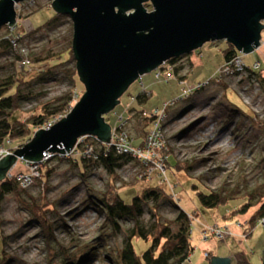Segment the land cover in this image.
Segmentation results:
<instances>
[{"label": "rangeland", "instance_id": "1", "mask_svg": "<svg viewBox=\"0 0 264 264\" xmlns=\"http://www.w3.org/2000/svg\"><path fill=\"white\" fill-rule=\"evenodd\" d=\"M51 3L52 0L24 2L17 11L19 13L17 21L22 25L21 31L30 32L22 42L26 43L32 55L57 51L66 44L67 39H72V22L68 15H63L64 17L55 26L45 25L46 21L55 14ZM148 9L150 10L151 7ZM5 28L3 26L0 33L5 32ZM226 46L225 40L204 42L187 54L191 63L186 61L185 55L178 59L176 65L184 67L185 72L181 70L176 74L173 70L172 77L168 80L164 76L157 78L156 69L142 74L129 84L119 97V103L104 114L105 120L114 127L129 117L126 129L132 137H135L134 144H139V136L143 134L144 129L150 127V123L144 124L143 121H138L137 112L160 109L165 102L179 98L183 87L210 80L216 67L224 62L222 50ZM240 57L249 66L259 61L260 69L264 74V29L261 31L259 47L249 53L240 52ZM1 61L9 70L13 57L11 54H5L1 57ZM75 63L74 60L65 66L73 68ZM40 66L42 67V65L31 66L29 63L28 66L22 65V68L28 71L32 68L31 71L36 73ZM55 70L53 72L55 76L41 85L45 93L39 98L41 101L59 95L69 88L67 79L60 78L63 75L61 67H56ZM178 75L183 76L181 80ZM84 90V84L78 77L67 110L53 118L58 121L64 117L79 100ZM144 92L147 96L140 101L137 95ZM35 105V100L24 101L21 109L12 112L10 120L21 118ZM128 108H133L136 114L130 113ZM165 128L167 151L163 152L171 153L178 161H187L191 164L193 168L189 172L171 166L165 161L164 175L154 171L150 177H140L138 171L142 170L141 165L130 160L117 168V178L114 180L102 166L91 165L86 173L82 174L77 166L71 164L70 159L59 158L48 161L47 165L52 167L46 182L48 190H43L42 181L37 179L28 191L34 197L45 196L57 201L59 216L66 220L69 227L59 226L57 229L56 235L62 245L69 246L74 242L71 241L72 238L84 245L96 239L107 226L104 213H99L90 206L81 208L89 198V189H92L94 195L98 197L111 183H114L122 197L129 200L136 190L141 189L144 181L151 179L155 183H160L191 215V242L194 250L182 264H210L213 255L229 257L230 264H237V258L246 260V264H262L264 227L258 223L250 235L246 236L243 233L242 224L250 217L254 208L240 214H231L233 208L243 202L242 197L217 206L205 207L200 203L193 187L196 183L199 188L218 189L222 185L233 186L238 182H247L251 186L264 176V89L259 77L243 74L194 92L187 99L180 100L169 108ZM170 161L173 159L170 158ZM13 168L15 171L28 170L26 163L21 160ZM42 170L43 176L44 170ZM159 211L164 217H174L177 208L173 202L168 201L162 204ZM225 213L230 214L223 217ZM0 217L3 220L0 232L7 243L4 248L10 256L7 264H49L48 251L39 225L30 220L29 211L12 193L6 195ZM54 217L60 219L58 216ZM149 218V210L145 207L143 219L147 222ZM215 223L227 227L226 230L230 233L221 237L204 238L202 233L204 226ZM132 224L133 221L130 219L122 221L123 231L115 237H107V244L111 247L120 246L125 229ZM68 229L69 232L66 231ZM141 246L144 245L141 243ZM137 247H140V243ZM52 251L57 253V258H54L56 261L53 263L65 264L61 259L62 254H59L62 251L60 247L56 245ZM104 259V257H95L85 264H111Z\"/></svg>", "mask_w": 264, "mask_h": 264}, {"label": "trees", "instance_id": "2", "mask_svg": "<svg viewBox=\"0 0 264 264\" xmlns=\"http://www.w3.org/2000/svg\"><path fill=\"white\" fill-rule=\"evenodd\" d=\"M145 5L151 7L149 2H146ZM17 15L19 17V13ZM62 17L64 16L55 13L46 21L45 25L55 26ZM5 27V32L0 33V147L13 150L28 142L34 131L42 128L48 120L67 110L73 97V89L76 87L78 74L76 64L72 66L73 68L65 66L75 60L71 38L67 39L66 44L57 51L40 52L32 55L27 49L26 57L29 59L31 66L42 65V67L40 66V69H42L35 73L31 71L32 68L30 71L22 68L21 62L24 56L19 52L18 47H15L12 43V39H16L20 45L28 48L22 40L30 35V32L21 31L22 25L19 21L12 27ZM222 52L224 61H229L240 54L231 43H227ZM5 54H11L13 57L12 66L9 70L1 61V57ZM179 58H171L169 63L175 64ZM56 67H61L63 75L60 78L61 80L67 79L69 88L59 95L41 101L39 98L45 95L41 85L55 76L53 72L56 71ZM181 68V65H176L173 70L177 74ZM249 75L259 77L264 89V74L261 69L252 71ZM182 77L178 75V78L181 79ZM146 96V92L139 93L137 98L141 101ZM31 100H35L36 105L21 118L11 121L12 112L21 109L24 101ZM128 111L130 113L135 112L133 108H128ZM142 112L143 110L137 112V120L143 121L144 124L149 122L151 125L153 118L143 116ZM128 119L129 117L126 119V124ZM147 130L144 129L141 135L142 139ZM87 144L92 145L91 155H85L82 152H77L69 158L55 155L48 161L59 158L61 160L70 159L71 164L77 166L82 174H85L87 168L91 165L102 166L110 176H113L114 180L117 178L116 170L122 164L130 160L138 162L130 153H120L114 146L101 143L91 136L84 139L82 147V144H80L81 151L84 149V145ZM164 154H166L165 161L167 164L176 168H183L188 172L192 170L193 166L187 161H178L171 153L165 152ZM170 158L173 161H170ZM48 161L41 166V170L45 166L44 171L42 170L44 175H40L38 178L43 183V190H48L46 182L52 170V167L47 165ZM138 165H140L139 162ZM143 178L145 179V177ZM144 182L141 189L136 190L129 200L122 197L121 192L114 186V183H111L98 197L94 195L92 189H89V198L81 208H89L90 206L95 211L104 213L107 226L96 239L84 245L73 238L71 241L74 242L69 246L62 245L56 235L57 229L59 226L69 227L66 220L59 216L57 201L50 200L45 196L42 198L34 197L29 193V187L22 188L14 177H6L0 180V213L6 195L12 193L21 205L29 211L30 220L39 225V230L48 251L49 264H54L53 262L56 261L54 258H57V253L52 251L56 245L62 250L59 254H62L61 259L65 264H85L95 257H104V260L111 264H182L194 250L191 242V217L160 183H155L151 179ZM193 187L200 203L205 207L217 206L238 197H242L243 202L235 206L230 212L231 214H240L253 207L254 211L242 224L244 227L243 233L246 236L251 234L259 219L264 217V176L256 180L251 186L247 182H238L233 186L222 185L218 189L199 188L196 183L193 184ZM168 201L173 202L177 208L174 217H164L159 211L162 204ZM145 207L150 213L147 222L143 219ZM230 213H225L222 216L227 217ZM54 216H58L60 219ZM126 219L133 221L132 226L125 229L120 246L114 245L111 247L107 244V237H115L123 231L121 223ZM2 221L0 217V231ZM108 228L109 230L106 231ZM66 231L69 232V229ZM138 243L142 247L141 250L140 247H137ZM141 243L144 246H141ZM6 244L5 237L0 232V264H7L10 260V256L4 248ZM236 262L237 264L247 263L246 260L240 258H237Z\"/></svg>", "mask_w": 264, "mask_h": 264}, {"label": "water", "instance_id": "3", "mask_svg": "<svg viewBox=\"0 0 264 264\" xmlns=\"http://www.w3.org/2000/svg\"><path fill=\"white\" fill-rule=\"evenodd\" d=\"M22 1L0 0V29L17 23L16 4ZM51 5L71 19L85 90L64 117L0 157V180L19 159L38 162L45 150L71 151L81 137L110 142L112 127L104 114L132 81L209 40L252 52L264 29V0H52ZM210 264H230V258L213 255Z\"/></svg>", "mask_w": 264, "mask_h": 264}, {"label": "built area", "instance_id": "4", "mask_svg": "<svg viewBox=\"0 0 264 264\" xmlns=\"http://www.w3.org/2000/svg\"><path fill=\"white\" fill-rule=\"evenodd\" d=\"M32 1L33 0H24L22 2L17 3L16 11H19L20 5L22 3L32 2ZM12 43L15 47H18L19 52H21L24 56L21 62L22 65L28 66L30 62L29 59L26 57L27 48L25 46L20 45L16 39H12ZM175 66L176 63L170 64L169 61L164 62L161 66L156 68V73H155L156 77L160 78L161 76H164L166 80L170 79L172 77L173 67ZM260 66L261 64L259 61H255L251 66L246 65L242 61L240 54H238L235 57H233L231 60L224 61L222 65L216 67L215 72L210 80L199 82L197 84H189L186 87H183L182 93L179 98L170 102H165L163 107L160 109H154L148 112L143 111L142 115L152 117L153 121L151 122V125L146 131V133L144 134V137L140 144L137 145L134 144L133 138L131 137L130 133L127 131L125 127L126 120L118 123L112 128L110 142L104 144H107L109 146H114L118 152L130 153L133 156V158H136V160L139 162L142 168V170L138 171L139 172L138 175L140 177L142 176L150 177L154 171H158L159 175L162 174L164 175V170L166 168V165L164 164L166 154H164L165 152L163 151H167L165 122L167 120L169 108L175 106L178 101L188 98L194 92L209 87L213 83H217L228 78H235L243 74L249 76V74H251L252 71H258L260 69ZM56 121L57 120H55V118H52L48 120L42 128H48ZM88 136L79 138L78 142L71 151H65L64 153H55L45 150L42 153L41 160L38 162L19 159L26 163L28 171L12 172V170L10 169L6 173V177L8 178L14 177L22 188L31 187L35 183V181L40 177L41 166L43 165V163L51 159L53 156L59 155L61 157L69 158L77 152H82L85 155H91L92 145L87 144L84 145L85 147L82 151L80 149V144H82L81 145L82 147L84 143V139ZM91 137L99 141L96 137L94 136ZM11 152L12 150L9 148L0 147V157ZM189 216L191 217L190 214ZM258 223L264 227V217L259 219ZM226 229L227 227L219 225L217 223L207 224L204 226L202 233L204 238H207V236L221 237L228 232L230 233V231H227ZM205 255L208 256L207 253H205Z\"/></svg>", "mask_w": 264, "mask_h": 264}, {"label": "crops", "instance_id": "5", "mask_svg": "<svg viewBox=\"0 0 264 264\" xmlns=\"http://www.w3.org/2000/svg\"><path fill=\"white\" fill-rule=\"evenodd\" d=\"M185 59H186V61H189V62L191 63V59H190V57H189V56L185 55ZM183 68H184V67H183ZM183 68H181V70H182V72H185V68H184V70H183ZM181 70H180V71H181ZM182 74H184V73H182ZM213 74H214V73H213ZM184 76H185V74H184ZM112 128H113V127H112ZM147 129H148V128H147ZM139 137H140V138H139V139H140V140H139V142H140V141H141V139H142V136H139ZM133 138L135 139V137H134V136H133ZM18 161H19V160H18ZM18 161H17V162H18ZM17 162H16V163H17ZM16 163H15V164H16ZM13 167H14V166H13ZM13 167L11 168L12 172H17V171H15V170H14V168H13ZM20 171H21V170H18V172H20ZM27 171H28V170H27ZM202 244H204V245H205V243H204V242H202Z\"/></svg>", "mask_w": 264, "mask_h": 264}]
</instances>
